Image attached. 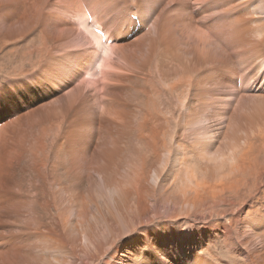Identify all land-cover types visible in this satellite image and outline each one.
<instances>
[{
	"label": "rangeland",
	"instance_id": "obj_1",
	"mask_svg": "<svg viewBox=\"0 0 264 264\" xmlns=\"http://www.w3.org/2000/svg\"><path fill=\"white\" fill-rule=\"evenodd\" d=\"M0 264H264V0H0Z\"/></svg>",
	"mask_w": 264,
	"mask_h": 264
},
{
	"label": "bare ground",
	"instance_id": "obj_2",
	"mask_svg": "<svg viewBox=\"0 0 264 264\" xmlns=\"http://www.w3.org/2000/svg\"><path fill=\"white\" fill-rule=\"evenodd\" d=\"M66 181V180H65ZM55 188V187H54Z\"/></svg>",
	"mask_w": 264,
	"mask_h": 264
}]
</instances>
